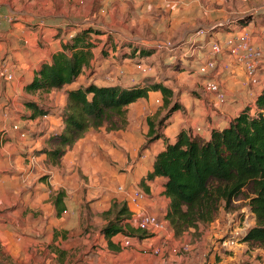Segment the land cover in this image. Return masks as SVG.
Wrapping results in <instances>:
<instances>
[{
	"label": "rangeland",
	"instance_id": "1",
	"mask_svg": "<svg viewBox=\"0 0 264 264\" xmlns=\"http://www.w3.org/2000/svg\"><path fill=\"white\" fill-rule=\"evenodd\" d=\"M101 2L103 1L81 0L79 5H82V9L76 16L77 21L99 28V21L104 20L99 10L108 12L114 9L115 12L117 9V7L113 8L117 5L113 0H108L104 6L103 3L100 4ZM57 3L63 2L56 0L49 6V0H38L36 5L40 11L46 12ZM124 3L126 8L123 12L117 11L118 16L113 19L115 28H119L122 32V27L126 25L125 33L133 38L137 48H146L152 53L147 56L131 54L132 58L125 62L122 54L126 51L132 53V50L122 47L125 45L119 40L122 35L113 34L109 32V29L101 27L104 33L96 37L97 46L94 49V58L89 66L83 69L77 79V84L80 82L85 84L90 80L99 84L120 85L147 83L148 80L160 81L172 88L173 101L181 105L179 108L181 118L188 119L190 123L191 117L197 125L210 123L213 118L218 119L224 117L223 115H226L224 117L226 122L245 105H250L251 111H254L253 100L256 93L249 91L253 84L247 80L241 68L239 69L242 71L240 84L247 91L244 98H237L234 94L228 96L225 93L226 101L221 104L212 93L206 91L204 80L213 78L220 63L216 59L213 69L200 73L198 67L203 53L198 46L207 40L212 42L216 40L213 33L219 32L218 35L222 36L225 32L233 31L232 28L241 27L239 22L246 18L253 20L255 26L262 30L260 40L263 43L264 0H139L134 7L131 6L129 0H124ZM106 31L109 32V36L105 35ZM220 55L219 57L222 56ZM66 88L67 86L48 92H25L24 98L21 97L16 101L19 108L25 109L20 104L25 99H31L50 110L45 118L41 116L33 121L20 120L19 115L17 124L26 131V136L22 137L19 130L14 129L26 141L40 139V145L33 153L35 157H44L38 153V149L45 147L48 134L58 132L62 128L58 123L59 117L62 119L63 108L66 104ZM236 99L241 101L235 104ZM194 101H197V105L193 104ZM226 103H234L230 111L223 109ZM25 111L30 113L29 109ZM167 115L168 107L163 106L161 93H151L150 100L138 101L127 108L125 123L120 125L119 121L120 126L117 129H109L108 124H104L98 129L90 128L86 134L84 133L85 135L76 145L79 148L78 154L80 157H99V162L95 163V166L99 165V170L93 168L94 162L88 161L86 163L88 172L81 174V177L87 182L89 175H92L93 187L99 188L96 196L99 200L106 197V201L112 204L116 199L115 196L123 194V189H127L131 181L139 177L150 165L151 157H144V155L147 149L151 154L152 145L150 144L153 141H142L137 145V142L131 141V137L126 136V133L141 138L144 135L143 131L146 130L148 119L154 123L159 132H162L171 117L170 115L165 119ZM0 138L5 142L10 139V135L2 130ZM125 143L126 146H124ZM132 146L136 148L134 152H129V155L126 150H131ZM69 150L71 151L72 148ZM22 153L24 155L20 156L26 157L27 153ZM137 186L141 189L139 185ZM132 188L136 187L133 185ZM247 194L248 191L245 190L233 200L228 208L220 207L212 222L201 225L196 230L193 228L185 230L180 236L172 235L166 226L163 231L155 235L131 231L133 236L129 238L131 244L128 246L124 245L122 234L115 238L114 243L118 246L116 248H135L140 240L139 235L143 234L149 238L148 243L150 244L145 248L142 247L141 250L149 249L148 251L152 252V248L158 246L162 251V260L165 264L166 261L169 264H183L182 256L189 257V260L193 258L192 264H199V262L200 264H264V245L258 242L241 241L246 230L256 222L247 205ZM122 202L121 198L117 202L119 204L115 208L112 207L109 215L112 219ZM88 227L87 225L85 229L61 231L63 233L58 234L61 239L56 243H51V247L47 246L49 251L42 258L35 257L30 250L27 252H30L32 257L26 258L24 250H19V256L15 257L10 251L7 252L0 248V264H99V248L103 251H110L111 248L108 242L99 241L98 226L93 227L94 230L90 231L88 238H83L84 233L88 232ZM153 236L157 237L152 241ZM86 239L88 241H85ZM170 251L174 253L172 254L174 257H171ZM181 252L189 254L183 255ZM106 253L105 251L101 259L103 264H108V262L112 264L111 261L114 264H122L129 259L123 256L119 258L117 253Z\"/></svg>",
	"mask_w": 264,
	"mask_h": 264
},
{
	"label": "crops",
	"instance_id": "2",
	"mask_svg": "<svg viewBox=\"0 0 264 264\" xmlns=\"http://www.w3.org/2000/svg\"><path fill=\"white\" fill-rule=\"evenodd\" d=\"M55 1L56 0H49V6L55 3ZM80 1L81 0H61L63 3H57L53 5L50 10L43 12L37 8L36 4L38 0H23V2L22 0H0V13L3 16V18L0 19V49L3 60L12 67L11 70L14 74L12 80L0 76V131L3 130V132H8L10 135V139L5 142L0 138V248H3L7 252L10 251L15 257L19 256V250L26 251V258L32 257L30 252H27L30 250L35 257L42 258L43 255L49 251L47 246L51 247V243H56L61 239L58 236V234L63 233L61 231L85 229L87 225L89 226L88 232L84 233L82 236L83 238H88L93 227L98 226L99 241L107 243V240L100 231L101 228L112 219L109 216L112 207L115 208L119 204L117 202H119L121 198L123 200L121 204L126 205L129 217H126V219H123L120 223L128 232L133 230L140 231L141 233L143 232L136 227V219L141 213H151L164 219V214L168 207L169 198L163 193L164 186L162 179L159 177H155L151 180L146 178L147 174L152 171L155 155L164 148L163 138L156 139L150 144L152 145L151 154L148 153L149 149H147L146 152L148 154L145 153L144 155V157H151L149 167L147 170H144L139 177L132 180L129 187H127V190H132L133 185L136 188L138 187L137 185H139L144 196L136 202H130L123 192V194L116 195V199L111 204L106 201V197L100 200L99 197H96L99 188L93 187L91 181L92 175H89L87 182L81 177V174H86V172H88L86 171L88 170L86 165L88 161L94 162L93 168L97 169V171L99 170V165L95 166V163L97 161L99 162V157H80L78 154L79 148L76 145L79 144L82 137L73 145L66 147L57 164H52L48 161L46 154L43 152L44 147L38 149V153L44 155V157L34 156V150L40 145L39 138L26 141L13 129V125L18 122L19 115L20 120H34L29 118L31 110L24 105V101L20 105L25 109H29L30 113H27L23 108L17 107L16 101L21 97L24 98L23 96L26 92L24 87L27 82L33 79L35 71L43 62H48L50 60L53 52L61 50L62 43L70 38L79 26H93L88 23L77 21L76 16L82 9V5H79ZM102 1L103 2L100 4L103 3V6L108 2V0ZM113 1L117 3V5L113 7H117L115 12L113 11L114 9L108 12L99 10L104 18L103 21H99V29L101 27L107 28L109 32L113 34L122 35L119 37V40L125 44L122 47L134 51V49L138 48L133 38L126 35L128 34L125 33L127 31V26L124 25L121 32L119 28H115L113 21V19L118 16L119 11L123 12L126 8V4L124 0ZM129 1L132 7L136 6L137 2L139 3V0ZM8 17H13V19L8 20ZM110 19L111 22H109ZM131 22H133V20H131ZM253 22V20H250L246 24H240L241 27L232 28L233 31L225 32V35L222 36L218 35L219 32L213 33V35L216 36V40L222 41L226 36L244 28L250 33L253 44L259 47L264 54V43L260 40L262 30L258 29ZM109 32L106 31L105 35H108ZM211 42L212 41L207 40L204 43H200L204 45V48L201 49L203 55L200 57V64L204 62L203 60H206ZM126 52L122 54V58L125 62H127L129 58H132L131 51ZM136 53L142 56L139 54V50H136L135 54ZM135 54L132 55L135 56ZM219 55L220 54H217L215 59H217L220 64L211 80L214 79L218 82L226 95L231 96L234 94L237 98H244L247 91H245L240 84V78L242 76V71L239 70L241 68L240 65L235 62L233 57H230L226 53H222V56L220 55L221 57H219ZM86 67H83V69ZM257 77L259 82L258 84L251 85V89L249 90L251 93H257L264 84V63L259 66ZM207 80H204V82ZM77 82L74 83V85L65 86L71 87L82 84L81 82L77 84ZM126 84L130 85L135 83ZM156 92L159 91H150L147 97L138 99L129 104L128 107L141 100H150L151 93L156 94ZM240 101L241 100L236 99L235 104H238ZM193 104L197 105V101H194ZM233 105L234 103H226L223 109L230 111ZM180 110L181 109L175 110L172 115L170 114L169 123L161 132L163 136L169 140L174 139L180 129H186L192 134L208 137L212 127H220L225 123L224 117H226V115L218 119L213 118L210 123L207 122L201 125H197L190 117L189 123L188 119L181 118ZM186 112L188 113V109H186ZM59 119L60 121L58 124L62 127L63 120L61 117H59ZM148 127L147 120L146 130L143 131L144 135L141 138L131 133H126V136L131 137V141H136L137 145L141 144L142 141L147 142ZM49 130L51 131L54 129ZM50 134H48V136ZM124 146H126V143ZM128 146L129 143L127 144V147ZM69 148H72V150L70 151ZM135 148L136 147L132 146L131 150L127 149L126 151L131 153L134 152ZM22 152L27 153L26 157L20 156L24 155ZM121 204L120 207L122 206ZM118 210L119 208L115 211V214ZM166 222L168 230L174 235L167 220ZM120 234L121 233H118L111 237L113 245H109L111 248L110 251H105L107 253H117L119 258H121V256L124 258L128 257L129 259L125 260L122 264H165V261L162 260L161 250L158 254H155L153 250L152 252L148 251L149 249L147 251L141 250L142 247L145 248L150 244L148 243L150 240L147 237L138 238L140 240L136 243L135 248H116L118 246L114 243L116 240L115 238ZM122 235L125 236V234ZM155 237L157 236L151 238L152 241L153 239L155 240ZM54 239L55 241L53 242ZM85 241L88 240L86 239ZM100 246L103 247L102 244H100ZM105 251L99 248V264H103L101 259H103ZM169 253L171 255L174 254L172 251ZM181 254L184 255L189 253L181 252ZM111 256L114 257V255ZM171 257H174V255ZM182 258L183 264L193 263V258L192 260H189L187 256H182ZM111 263L114 264L113 261H111ZM108 264H110V262H108ZM166 264L169 263L166 261Z\"/></svg>",
	"mask_w": 264,
	"mask_h": 264
},
{
	"label": "trees",
	"instance_id": "3",
	"mask_svg": "<svg viewBox=\"0 0 264 264\" xmlns=\"http://www.w3.org/2000/svg\"><path fill=\"white\" fill-rule=\"evenodd\" d=\"M249 21L246 18L239 23ZM102 32L94 26H79L62 43L61 50L53 52L50 60L35 71L25 91L48 92L76 83L83 67L93 59L96 37ZM136 50L141 55L152 53L145 48L134 49L132 54ZM150 91L161 93L163 106L168 107L165 119L181 107L173 101L172 88L160 81L130 85L89 81L67 87L63 126L48 136L43 148L48 161L57 164L66 147L73 145L90 128L108 124L109 129H117L125 123L129 104L147 97ZM24 105L31 110V119L50 113L49 108L35 100L25 99ZM253 108L252 112L250 105L243 106L224 125L212 127L208 137L180 129L174 139L169 140L148 119L147 142L163 138L164 148L155 155L152 171L146 178L162 179L163 193L169 198L164 219L175 236L212 222L220 207L228 208L247 190V205L256 222L246 230L241 241L264 245V84L254 96ZM126 217L129 212L123 204L101 228L109 245H113L111 237L118 233L133 236L120 223ZM143 237L145 235H139Z\"/></svg>",
	"mask_w": 264,
	"mask_h": 264
},
{
	"label": "built area",
	"instance_id": "4",
	"mask_svg": "<svg viewBox=\"0 0 264 264\" xmlns=\"http://www.w3.org/2000/svg\"><path fill=\"white\" fill-rule=\"evenodd\" d=\"M3 18L0 13V19ZM13 17H8V20H12ZM264 43V36L262 37ZM204 45H199L198 49H203ZM226 53L230 57H233L235 62L240 65L243 69L247 80L253 85L258 84L259 79L257 77V70L259 66L264 63V54L262 50L255 46L251 40L250 33L242 28L236 33L228 35L222 41L215 40L211 42L206 60L199 65L198 70L200 73H206L208 70H211L216 65L215 56L217 54ZM9 66L2 58V52L0 49V76L5 77L8 80L14 78V74ZM205 89L209 93H212L215 99L223 104L226 101L225 92L220 87L219 83L214 80H207L205 82ZM46 115H44V118ZM13 129H17L20 132V135L26 136V131L22 130L18 124L13 125ZM123 192L127 196V199L130 202H136L138 199L144 196L143 192L134 188L132 190L123 189ZM166 220L159 219L154 214L151 213H141L136 219L137 229L150 233V235H155L158 232H161L166 228ZM129 238H132L129 235L124 236V245H130L131 241ZM155 254L160 252L158 247L152 248Z\"/></svg>",
	"mask_w": 264,
	"mask_h": 264
}]
</instances>
